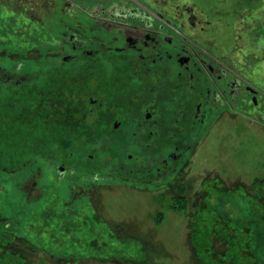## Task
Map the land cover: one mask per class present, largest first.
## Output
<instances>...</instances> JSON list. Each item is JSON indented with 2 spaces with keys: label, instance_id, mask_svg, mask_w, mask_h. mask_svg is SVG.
I'll return each instance as SVG.
<instances>
[{
  "label": "rangeland",
  "instance_id": "1",
  "mask_svg": "<svg viewBox=\"0 0 264 264\" xmlns=\"http://www.w3.org/2000/svg\"><path fill=\"white\" fill-rule=\"evenodd\" d=\"M29 1L0 0V40L7 41L0 45V66L5 65L7 70L15 60L23 67L39 64L40 50H46V42L52 52L55 26L62 22L63 9L69 3L92 7L98 0H46L50 9L41 11L40 19L36 17L40 0H32L31 8L26 5ZM176 3L180 9H191L199 19L206 17L211 22L205 36L211 37L216 50H223L226 59L233 54L237 66L228 72L256 89L257 97L253 92L244 94L246 106L233 104L231 98L232 104L226 101L183 179L192 189L185 188L186 198L181 200L167 185L155 183L159 179L154 176L156 172L151 177L154 181L129 182L120 178L127 174L125 168L122 173L106 166L91 176L77 168V160L103 164L111 157L110 152L105 148L93 154L87 144L89 135L77 129L71 118L55 119L68 120L59 123L33 121L34 114L26 115L31 106L18 104L16 108L15 101L6 96L13 89L1 86L0 217L6 215L13 221L16 242L36 247L34 254L22 248L21 255L31 263L264 264V192H257L264 184L259 186L256 180L264 177V20L234 19L228 14L234 9L231 3H236L232 0ZM165 24L175 25L169 21ZM14 66L19 63L15 61ZM61 73L66 83H73L69 66L52 68L40 79L56 90L58 83H50ZM22 87L20 92L28 96L31 91ZM39 94L32 106L40 101ZM11 113L24 115L28 124L15 123ZM40 139L46 144H40ZM58 143L63 155L59 161L50 157L51 150L54 154L58 150ZM134 163L151 170L148 157L135 153L132 159H126L125 166L132 168ZM7 169L14 171L7 174ZM8 257L0 258V264Z\"/></svg>",
  "mask_w": 264,
  "mask_h": 264
},
{
  "label": "flooded vegetation",
  "instance_id": "2",
  "mask_svg": "<svg viewBox=\"0 0 264 264\" xmlns=\"http://www.w3.org/2000/svg\"><path fill=\"white\" fill-rule=\"evenodd\" d=\"M105 1L98 0L92 7H84L82 2L69 3L63 9L62 22L55 26L57 37L52 52L46 42V50H40L39 64L23 67L15 60L19 66L12 67L14 61L9 70L1 65L0 88L13 89L6 96L15 101L16 108L18 104L31 106L26 115L34 114L33 121L59 123L68 120L55 119L71 118L77 129L89 135L87 144L93 154L106 148L111 157L103 164L77 160V168L90 176L106 166L122 173L125 168L127 174L121 179L154 181L151 177L155 176L159 178L155 183L167 185L174 197L183 200L186 189H192L184 185L183 179L226 101L231 98L233 104L246 106L244 94L255 95L258 91L230 75L228 70H235L237 63L232 61L233 54L226 59L223 50H216L211 37L205 36L211 24L205 16L201 20L195 11L180 9L176 0H144L147 4L139 0ZM31 3L32 0L27 2V7L31 8ZM27 7L26 11H30ZM48 8V2L40 0L36 17L41 11L49 12ZM166 20L178 29L165 24ZM6 42L0 40V45ZM221 61L229 67L225 68ZM64 66L72 69L73 83H66L62 73L61 77L58 74L50 83H58L54 90L48 87L47 80L40 79L52 68ZM21 86L31 91L28 96L20 92ZM37 93L40 101L32 106ZM11 116H15V123L28 124L24 115ZM88 119L92 122L88 123ZM42 140L39 143L46 144ZM60 146L56 145L55 154L51 150L53 160L62 158ZM134 152L148 157L151 170L135 163L132 168L125 166ZM114 176L117 175L111 177ZM256 180L264 183V177ZM262 191L261 186L257 192Z\"/></svg>",
  "mask_w": 264,
  "mask_h": 264
},
{
  "label": "trees",
  "instance_id": "3",
  "mask_svg": "<svg viewBox=\"0 0 264 264\" xmlns=\"http://www.w3.org/2000/svg\"><path fill=\"white\" fill-rule=\"evenodd\" d=\"M232 1H236L235 4L231 3V5H233L232 7H234L233 9L234 13L232 12L233 10H230L228 14H232L230 16L233 17L234 19L248 20L251 22L252 21L254 22V20H257V18H258V21L264 20V0H232ZM225 2L227 3V1ZM224 16L225 15H223V17ZM7 170L9 171V173L7 174H11L14 171L12 169H7ZM262 184L264 183H260L259 186H261ZM1 213H4V212L1 211ZM2 217L5 220H3ZM2 217H0V253H1L0 258L5 257L6 255L7 256L9 255L8 257L9 259L5 260V262H2V264L3 263L4 264H34V263H31L27 258L23 257L21 253H23L22 251H24V249L22 248L25 247L26 248L25 251H28L30 254H34L36 252V247L31 246V245L27 247V245H21L18 242H16L17 237H13V233H12L13 221L10 218H7L6 215L5 216L2 215ZM14 225H15V222H14ZM54 260H55L54 262L56 263H57V260L63 263V261H61L60 259H54ZM115 261L120 262L117 259ZM120 263L126 264L123 261Z\"/></svg>",
  "mask_w": 264,
  "mask_h": 264
}]
</instances>
